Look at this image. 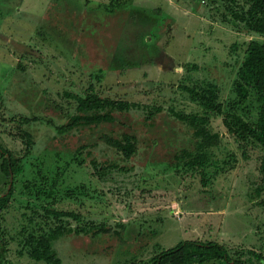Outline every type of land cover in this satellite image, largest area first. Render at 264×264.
<instances>
[{
    "label": "rangeland",
    "instance_id": "374dc122",
    "mask_svg": "<svg viewBox=\"0 0 264 264\" xmlns=\"http://www.w3.org/2000/svg\"><path fill=\"white\" fill-rule=\"evenodd\" d=\"M241 3L0 0V143L23 164L0 214L9 264H43L20 252L19 231L34 209L52 201L35 199L23 184L36 170L52 175L56 168H64V174L55 207L109 229L57 239L53 249L60 264L147 260L182 240L215 241L230 254L252 249L263 256L256 264H264L262 150L241 146L227 133L222 116L210 114L219 141L207 149L215 166L205 170L210 177L203 187L199 169L173 165V156L193 150L195 142L191 131L168 114L170 109L201 112L181 87L207 82L217 87L224 112L233 108L245 120H255L253 99L233 104L245 44L264 42V35L249 33L233 20L229 9L237 11ZM89 82L103 97L142 108L116 114L112 124L58 135L54 126L65 122L75 104L65 93H81ZM21 117L32 121L22 123ZM25 131L32 140L28 149L21 136ZM123 133L137 138L129 159L100 140L103 134L119 138ZM74 156L83 162L77 164ZM91 160L117 168L99 178ZM6 185L0 172V196ZM71 189L74 197L63 194Z\"/></svg>",
    "mask_w": 264,
    "mask_h": 264
},
{
    "label": "trees",
    "instance_id": "16d2710c",
    "mask_svg": "<svg viewBox=\"0 0 264 264\" xmlns=\"http://www.w3.org/2000/svg\"><path fill=\"white\" fill-rule=\"evenodd\" d=\"M228 1L236 4V0ZM241 1L237 11L229 9L233 20L240 22L244 30L249 33L264 35V0ZM94 78L98 81L99 76H94ZM181 88L187 93L189 100L201 108V112L168 110L170 117L191 131L195 142L193 150L182 149L173 156L174 167L181 165L185 169H199L201 185L205 187L208 184L210 176L205 173V170L215 166L208 150L215 147L219 141V134L212 132L210 128V114H214L222 116V124L227 133L233 136L241 146L250 144L262 150L260 171L264 174V42L249 40L245 44L244 55L237 67L236 77L233 81V93L236 98L233 101L234 106L253 99L256 104L254 121L245 120L233 112V108L224 112L218 98V89L212 83L183 85ZM65 96L72 98L75 104L65 122L54 126L58 135L69 133L80 127L112 124L116 114L142 108L135 102L101 96L92 82H89L81 93H65ZM231 106L233 107V105ZM20 121L29 123L32 119L21 117ZM21 136L25 137L23 141L28 149L32 145L31 135L25 131ZM100 140L125 159H129L136 151L137 138L130 133H123L119 138L103 134L100 136ZM73 160L77 161V158L74 156ZM82 162L81 159L77 161V164ZM90 162L96 172L95 175L99 178L106 176L113 168H117L116 164L104 166L97 164L95 160ZM0 172L7 182L6 191L0 196L1 214L13 193L14 179L23 173V164L20 158L14 156L1 143ZM63 174L64 168H56L52 175L36 170L32 176L33 179L26 180L23 184V188L31 193L30 195H34L35 199L44 198L52 201L48 205H41L39 209H34L33 217L28 218L27 223L19 231L20 252L24 251L27 257L35 262L60 264L61 260L53 249V243L64 235H97L107 233L109 230L104 223L85 219L80 213L73 210L55 207L54 201L58 193L59 180ZM261 186L264 188V177H262ZM78 188L80 189L79 194L85 196L84 186L80 185ZM76 189L66 190L63 194L74 197ZM6 253L7 241L0 229V264H9ZM233 253L234 255H232ZM233 253L230 254L225 246L215 241L182 240L169 248L158 250L147 260H130L124 264H204L211 261H220L225 264H256L263 259L260 253L252 249H240Z\"/></svg>",
    "mask_w": 264,
    "mask_h": 264
}]
</instances>
